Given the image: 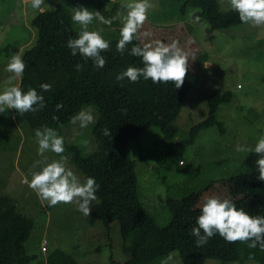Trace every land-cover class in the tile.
Returning <instances> with one entry per match:
<instances>
[{
  "label": "rangeland",
  "instance_id": "rangeland-1",
  "mask_svg": "<svg viewBox=\"0 0 264 264\" xmlns=\"http://www.w3.org/2000/svg\"><path fill=\"white\" fill-rule=\"evenodd\" d=\"M219 8L225 10L227 0H217ZM125 0H45L42 7L52 9L61 4L72 11V7L83 5L89 10L101 11L105 17L113 16L124 9ZM153 7L141 31L148 29L152 39L170 43L178 40L181 47L193 52L188 62L195 81L189 89L174 125L177 132L172 139H165L153 126L129 141V154L135 162L137 187L146 209L159 226L171 219L168 200L178 211L198 207L206 195L227 196L232 200L244 195L252 182L247 167L248 154L236 153L234 145H252L264 131V26L251 27L245 24L232 25L212 32L207 38L205 21L193 19L190 14L180 17L179 5L170 0H151ZM38 11L30 7L28 0H0V87L6 82L3 71L5 57L11 53H22L35 41L36 30L31 25ZM78 30V27L73 24ZM91 28L101 27L95 21ZM104 38L109 40V49L101 54L105 58L103 68L111 64L116 52L119 22L102 26ZM191 38L193 43L186 46ZM144 38L135 40L142 43ZM99 68V69H103ZM23 89L22 78L18 81ZM214 89L229 91V102L219 104L216 119L222 124L199 132L191 143V127L207 116V98ZM25 90V89H23ZM90 106L94 115L98 111ZM81 107V108H82ZM48 124L35 112L16 114L15 110L0 113V128L3 140L0 144V195L11 198L19 212L32 220L25 251L33 256L31 264H45L55 254L63 252L79 264L122 263L130 257V243L123 246L117 222L107 229L98 219L99 200L91 206L85 217L72 204L48 207L37 199L35 193L23 181L28 176L32 162L38 159L34 129ZM94 125L79 129L69 122L61 127L59 135L64 137L66 164L83 179L85 176L71 161L68 146L77 147L87 155L95 149L92 134ZM49 127V126H48ZM49 159H58L57 154L46 153ZM45 248V251L43 249ZM176 264H182L180 254L172 250ZM239 261H223L208 258L204 264H264L263 252L247 247V242H238ZM161 255L141 264H159Z\"/></svg>",
  "mask_w": 264,
  "mask_h": 264
},
{
  "label": "trees",
  "instance_id": "trees-1",
  "mask_svg": "<svg viewBox=\"0 0 264 264\" xmlns=\"http://www.w3.org/2000/svg\"><path fill=\"white\" fill-rule=\"evenodd\" d=\"M170 1L179 5L180 17L190 14L193 19L198 17L197 20L208 24V39L212 38L214 30L241 23L235 13L221 10L217 0ZM70 14L69 8L58 4L42 13L37 12L32 18L35 41L22 53L25 69L21 86L25 90L33 87L40 91V83L51 84V89L43 93L45 106L40 109V117L57 133L84 104L96 106L98 117L92 128L95 149L87 155L72 145L68 150L76 168L85 177H94L100 185L96 193L99 200L97 217L106 227L108 239L110 224L117 222L123 246L130 243V257L122 263L111 261V264H141L172 250L179 252L182 264H204L208 258L221 262L239 261V241L229 243L215 235L203 246L194 244V237L189 233L198 207L178 211L168 200L171 219L164 226L157 225L142 203L135 162L129 154V141L150 127H157L165 139L175 136L177 128L173 123L195 75L188 67L178 89L172 82L153 85L150 80L116 81L115 75L129 64L139 65V58L127 52L123 55L115 52L109 66L97 69L90 60L83 61L79 55H70L65 42L77 32L70 22ZM133 43L137 42L134 40ZM77 62L82 65L79 71L74 67ZM230 99L229 91L214 89L211 92L207 98V116L191 127L187 143L193 142L201 130L210 126L217 125L223 131L222 124L216 119V110L219 104ZM57 102L63 105L61 109H55ZM105 127L111 138L102 135L100 130ZM2 140L0 128V144ZM255 159L256 154H248L246 164L252 182L244 195L233 201L252 215H264V181L256 176ZM31 228L32 220L17 210L11 198L0 195V264H31L33 256L26 253L24 244ZM261 251V263H264V250ZM45 264L79 263L56 250Z\"/></svg>",
  "mask_w": 264,
  "mask_h": 264
},
{
  "label": "clouds",
  "instance_id": "clouds-1",
  "mask_svg": "<svg viewBox=\"0 0 264 264\" xmlns=\"http://www.w3.org/2000/svg\"><path fill=\"white\" fill-rule=\"evenodd\" d=\"M30 7L38 12L45 11L42 5L45 0H28ZM62 2V0H60ZM124 12L117 11L111 17H105L99 10H89L80 5L72 7L70 22L78 27L76 35L70 36L65 47L72 56L79 55L83 61L90 60L97 69L103 68L105 58L101 54L109 49V40L103 36L102 26H111L114 21L119 22L118 39L115 43L116 52L121 55L138 57L139 65L129 64L115 75L116 81L135 83L139 80L151 81L155 84L172 82L174 88H179L188 70V62L194 51L190 52L181 47L178 40L170 43L162 39H152V32L148 29L141 31L148 18L149 10L153 7L151 0H125L121 5ZM225 11L236 14L242 24L251 27L264 26V0H227ZM198 19V17H197ZM96 22L101 27L91 28ZM144 38L142 43H133L134 40ZM193 43L189 38L186 46ZM131 44V47H127ZM3 71L7 73L6 82L0 87V113L6 110H15L16 114L23 116L27 112H35L45 106L44 92L51 89V84L42 82L40 91L28 87L23 90L18 81L23 77L25 63L20 52L5 57ZM79 71L82 65H74ZM55 109L63 105L55 104ZM53 119H56L53 116ZM97 116L90 106L78 109L69 117V123L77 125L79 129L94 125ZM103 136L110 137L107 127L102 128ZM36 141V154L38 159L32 162L28 176L23 181L31 189L37 199L46 202L48 207L58 204H72L75 210L83 216H89L91 206L97 201V191L100 185L92 176L80 178L67 166L66 157L60 155L64 152V137L56 129L46 125L34 129ZM236 153L256 154L255 171L257 178L264 181V131L252 145L236 143ZM46 153H54L58 159H49ZM194 237L197 247L205 245L215 235L224 241L247 242V247L264 250V215H252L243 207L227 196L206 195L198 205V215L191 226L190 233ZM174 253L169 252L163 256L159 264H176Z\"/></svg>",
  "mask_w": 264,
  "mask_h": 264
}]
</instances>
